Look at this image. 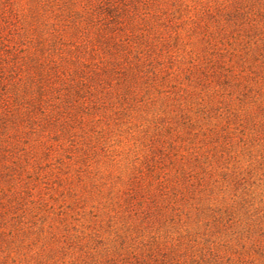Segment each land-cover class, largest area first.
Returning <instances> with one entry per match:
<instances>
[{
	"label": "rangeland",
	"instance_id": "1",
	"mask_svg": "<svg viewBox=\"0 0 264 264\" xmlns=\"http://www.w3.org/2000/svg\"><path fill=\"white\" fill-rule=\"evenodd\" d=\"M0 264H264V0H0Z\"/></svg>",
	"mask_w": 264,
	"mask_h": 264
}]
</instances>
